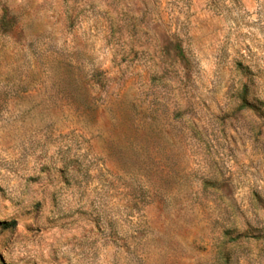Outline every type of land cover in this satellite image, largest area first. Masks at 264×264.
Masks as SVG:
<instances>
[{
    "label": "rangeland",
    "instance_id": "1",
    "mask_svg": "<svg viewBox=\"0 0 264 264\" xmlns=\"http://www.w3.org/2000/svg\"><path fill=\"white\" fill-rule=\"evenodd\" d=\"M0 264H264V0H0Z\"/></svg>",
    "mask_w": 264,
    "mask_h": 264
},
{
    "label": "trees",
    "instance_id": "2",
    "mask_svg": "<svg viewBox=\"0 0 264 264\" xmlns=\"http://www.w3.org/2000/svg\"><path fill=\"white\" fill-rule=\"evenodd\" d=\"M1 224L4 225V226H11V227H12V226H15V222H13V223L10 224V225H8V224H6V223H0V225H1Z\"/></svg>",
    "mask_w": 264,
    "mask_h": 264
}]
</instances>
